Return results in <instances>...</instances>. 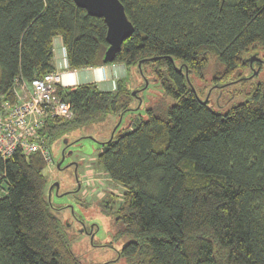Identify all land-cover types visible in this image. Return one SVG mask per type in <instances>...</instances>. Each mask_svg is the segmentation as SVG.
Masks as SVG:
<instances>
[{
  "label": "trees",
  "instance_id": "16d2710c",
  "mask_svg": "<svg viewBox=\"0 0 264 264\" xmlns=\"http://www.w3.org/2000/svg\"><path fill=\"white\" fill-rule=\"evenodd\" d=\"M120 2L133 32L113 61L104 62L103 17L74 0H0V106L17 102L23 81L55 70L57 35L68 68L123 63L127 75L112 90L94 81L57 84L56 96L73 115L45 119L37 139L47 146L135 110L139 97L127 83L132 68L145 80L153 77L174 102L116 128L97 154L124 189L120 201L109 202L119 233L128 235L120 255L127 264H264V81L220 113L185 74L200 77L212 57L216 83L239 77L243 67H260L264 0ZM252 51L259 57L251 62ZM46 165L38 151L0 154V264H83L53 211Z\"/></svg>",
  "mask_w": 264,
  "mask_h": 264
},
{
  "label": "rangeland",
  "instance_id": "374dc122",
  "mask_svg": "<svg viewBox=\"0 0 264 264\" xmlns=\"http://www.w3.org/2000/svg\"><path fill=\"white\" fill-rule=\"evenodd\" d=\"M252 55L259 57L256 51L248 56ZM260 56H264L262 51ZM260 63V67L256 64L253 68L243 67L237 72L241 73L239 77L233 76L221 83L213 81L218 66L213 57L208 59L200 77L191 72L186 74L201 98L215 111L225 113L245 100L255 83L264 81V58ZM127 83L139 97L135 110L125 112L121 118L109 115L103 121L47 142L52 162L44 169L48 178L46 192L56 208L53 211L62 222L71 250L83 264H127L120 250L128 235L119 233L120 226L109 203L112 199L120 201L124 189L97 162L100 142L109 139L116 128L146 118L147 108L164 112L174 102L164 95L153 77L145 80L137 69L132 68ZM112 86L115 87L113 80ZM136 103L134 99L132 107Z\"/></svg>",
  "mask_w": 264,
  "mask_h": 264
},
{
  "label": "built area",
  "instance_id": "2783aa9c",
  "mask_svg": "<svg viewBox=\"0 0 264 264\" xmlns=\"http://www.w3.org/2000/svg\"><path fill=\"white\" fill-rule=\"evenodd\" d=\"M60 68H68L65 48ZM58 69L47 72L29 82L23 81L16 91L17 102L0 106V154L7 157L17 147L26 153L38 151L49 164L52 154L43 139H37L38 130L48 116L70 118L72 109L66 101L56 96L57 84L61 81ZM115 81L113 80V83Z\"/></svg>",
  "mask_w": 264,
  "mask_h": 264
},
{
  "label": "water",
  "instance_id": "95a60500",
  "mask_svg": "<svg viewBox=\"0 0 264 264\" xmlns=\"http://www.w3.org/2000/svg\"><path fill=\"white\" fill-rule=\"evenodd\" d=\"M74 2L86 9L88 14L103 17L106 23L105 38L108 43L103 61L112 62L123 40L133 32V25L125 13L123 4L120 0H74ZM256 59L255 55L250 57L251 62ZM178 69L181 70V67ZM132 94H135V91ZM55 185L58 186V183Z\"/></svg>",
  "mask_w": 264,
  "mask_h": 264
},
{
  "label": "crops",
  "instance_id": "0c3cea01",
  "mask_svg": "<svg viewBox=\"0 0 264 264\" xmlns=\"http://www.w3.org/2000/svg\"><path fill=\"white\" fill-rule=\"evenodd\" d=\"M53 64L55 70L58 69L61 73L62 86H74L76 84L94 81L101 90H112V80L127 75L126 67L123 63H108L100 66H90L78 69H62L60 62L63 58V48L61 36L53 37Z\"/></svg>",
  "mask_w": 264,
  "mask_h": 264
},
{
  "label": "bare ground",
  "instance_id": "6f19581e",
  "mask_svg": "<svg viewBox=\"0 0 264 264\" xmlns=\"http://www.w3.org/2000/svg\"><path fill=\"white\" fill-rule=\"evenodd\" d=\"M64 69H66V68H64ZM68 69V68H67ZM60 84V83H59ZM112 201V200H111Z\"/></svg>",
  "mask_w": 264,
  "mask_h": 264
}]
</instances>
